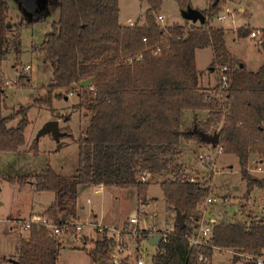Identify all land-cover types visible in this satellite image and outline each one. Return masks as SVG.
<instances>
[{
  "label": "trees",
  "instance_id": "16d2710c",
  "mask_svg": "<svg viewBox=\"0 0 264 264\" xmlns=\"http://www.w3.org/2000/svg\"><path fill=\"white\" fill-rule=\"evenodd\" d=\"M45 1L48 0H0V61L10 48L6 36L9 3H14L20 12L17 22L11 25L17 43L22 28L44 17ZM143 1L146 9L142 23L127 26L118 22L117 0H57L56 18L35 50L50 69L47 98L59 100L73 93L76 106L86 112L87 125L78 137V165L71 176L46 167L43 174L15 180H29L35 191L51 192L52 200L40 215L69 233L74 231L78 186L134 189L137 201L144 205L149 186L146 178L168 170L170 176L159 182V187L172 211L173 223L155 246L150 261L198 264L197 250L189 247L187 236L197 227L198 213L209 197L210 186L208 181L186 180L181 167L173 161L181 139L204 143L198 131L218 133L215 146L238 159L246 187L242 199L248 200L254 189H264V177L248 170L251 155L264 159V28L259 41L262 64L251 71L232 57L224 29L210 24L222 10L220 0H207L200 10L204 22L198 25L181 17L182 23L167 26H161L155 18L162 0ZM174 1L180 13L193 7L191 0ZM251 31L241 27L236 35L245 37ZM155 47L158 52L153 54ZM203 48L212 51L211 70L222 65L231 68L226 88H220L219 77L212 92L201 87L196 50ZM83 80L88 84L80 85ZM5 108V94L0 89V153H15L24 142L29 106L20 105L3 115ZM183 110L205 111L207 117L202 124L196 121L191 128L182 130ZM13 120L15 124L9 125ZM63 136L69 137V131H63ZM28 149L36 155L37 139ZM176 213L182 218V227L175 219ZM99 233V239L82 241L83 246L92 245L88 256L94 264H130L124 259L113 263V240L105 229ZM145 239L146 235L140 234L135 242ZM209 241L219 250L251 256L242 264H258L264 251V223L246 228L217 222ZM60 247L59 239L51 237L47 230L31 226L19 237L13 264H56ZM207 251L211 253L210 248Z\"/></svg>",
  "mask_w": 264,
  "mask_h": 264
},
{
  "label": "rangeland",
  "instance_id": "374dc122",
  "mask_svg": "<svg viewBox=\"0 0 264 264\" xmlns=\"http://www.w3.org/2000/svg\"><path fill=\"white\" fill-rule=\"evenodd\" d=\"M206 3L207 0H193L192 6L201 10L205 8ZM226 5L241 9L239 14L237 12V15H234V27L228 20L218 21L214 17L210 20L211 25L225 28L231 26L233 29L241 27L249 30L256 29L261 37V30L264 28V0H226ZM226 5L223 3V7ZM117 8L120 24L125 25L126 20L137 24L142 23L146 9L143 0H117ZM56 12L57 0L45 1L44 17L32 26L22 28L18 34L17 43H15L17 35L11 25L17 22L20 12L14 3H9V12L6 17L9 28L6 36L10 41V48L0 61V89L4 91L6 104L2 112L6 115L14 112L20 105H28L26 117L29 123L23 130L24 142L19 150L15 153H0V260L5 256L7 260L5 264H9V260L14 261L16 240L20 234L15 228L10 229L12 230L10 232L7 231L10 224L6 220L12 219L9 216L24 214L29 210L41 211L49 205L52 198V193L49 191H35L29 184V180L25 183H17L15 179L19 176H28L30 179L31 176L43 174L46 167L52 168L62 176L73 175L78 165V137L84 132L88 121L86 112L76 106V97L73 93L59 100L53 97L47 98L45 87L50 83V69L47 63L40 61L35 49L48 31L50 22L56 18ZM156 14L162 17V20L158 22L161 26L182 23L174 0H162ZM193 23L198 25L199 21ZM234 31L225 30L224 39L227 49L237 63L244 64L247 70L256 71L262 64L259 38H251L249 35L237 38ZM15 47L16 51L13 50ZM211 62L210 48L196 50V67L201 75L200 82L204 86L209 83L210 86L203 88L210 92L219 77L218 68L211 70ZM27 65L31 67V70L25 69ZM213 84L215 85L212 86ZM206 115L205 111L183 110L180 115L181 129L191 128L198 120L204 121ZM50 120H56L58 130L69 131L70 136H63L58 142H55L48 133L38 136V131ZM15 122L16 120H13L9 125H14ZM34 139H37L36 155H32L31 150L28 149ZM179 146L181 155L179 157L177 151L178 155L173 163L177 160L180 162L175 164H180L185 170L186 178L191 175L196 177V180L208 181L209 196L216 199L215 202L203 205L204 209H207L204 213L205 219L222 217L229 220V216L235 212L236 208L246 202L254 205L257 211L261 209V203L264 205V190L254 189L248 200L242 199L246 187L240 176V166L236 156L217 154V150L212 149L210 155L217 158L214 167H210L205 159L197 157L207 153L203 147H198L195 141L185 142L181 139ZM262 161L263 164H259V157L251 155L248 170L254 175L264 177V159ZM169 176L170 173L166 170L146 178L149 182L146 191V200L149 204L146 214L149 217L144 224L145 227L154 226L160 230H169L172 226L173 214L163 201L159 187V182ZM136 200L134 189L107 186L94 191V188L90 186L79 188L77 192L79 218L77 220L76 217L74 222L81 223V230L78 231L76 238L70 235L60 236L61 247L56 264H94L88 256L92 245H82V241L86 240L82 236L88 237V233L91 234L92 231L89 223L107 228L126 229L129 233L132 225L127 222V218L131 212L135 211ZM107 233L110 234L111 231ZM127 233L122 232L121 235V240L127 249L124 255H128L129 260H134L136 255L142 264H151L155 246L147 243L146 240L136 243L135 238L133 239ZM79 236L80 241L77 239ZM216 251L212 256L211 264H241L242 258L228 252L230 250L218 252L217 249Z\"/></svg>",
  "mask_w": 264,
  "mask_h": 264
},
{
  "label": "built area",
  "instance_id": "2783aa9c",
  "mask_svg": "<svg viewBox=\"0 0 264 264\" xmlns=\"http://www.w3.org/2000/svg\"><path fill=\"white\" fill-rule=\"evenodd\" d=\"M235 12L228 6H224L222 10L215 16V18L218 21H224L228 20L229 23L234 27L235 25ZM156 20L160 22L162 20V17L160 14H157L155 16ZM134 23L126 20L125 25L127 26H132ZM236 30V29H235ZM249 35L251 37H258L259 41L261 39L260 33L258 31L252 30ZM142 41H145L144 38L141 39ZM158 52V47H155V49L152 51L153 54H156ZM25 69H30V66H26ZM231 70L230 67L227 65H222L218 68V74L220 78V88H226L227 87V73ZM71 93H68L67 96H70ZM221 95V94H220ZM217 152L222 153L221 147H217ZM201 159H205V162L208 166L214 167L215 164V158L210 156L209 154L206 155H199ZM198 179V178H197ZM186 180H189L190 182L196 181V177L194 178L193 176H187ZM200 180V179H198ZM216 199L212 197H207L203 203L202 206L200 207V210L204 211L206 203L210 202H215ZM148 215L146 214V209L144 208V205L137 203L136 209L134 212L130 213L127 222L132 225V229L129 233H127L126 229H117L115 227H104V226H99L96 224H89L92 229H95L97 232H100L102 229H105L106 231L109 232L111 231L110 234H108L109 237L112 238L113 240V245L111 249V260L113 263H116L120 259L126 260L130 264H142L141 260L138 258H134V260H129L128 255H124V251L127 249L125 248L126 246L123 244V241L121 240V235L122 232H125L127 234H130L131 237L134 239L140 234L146 235V238L152 235H160L161 239L167 234L168 230L163 229L160 230L154 226L145 227L144 224L146 220H148ZM12 228L17 229L20 232L21 237H23L24 234L29 230L31 226H37V227H42L45 230L48 231L49 235L51 237H56L58 236L61 232L62 229L61 227L55 225L49 218L39 215V214H31L26 218H12L9 220H6ZM217 223L215 219L213 220H198L197 221V227L195 231L190 235L187 236V242H189V247L190 248H196L197 250V262L198 264H211L212 256L217 252L216 250L218 249L217 247H214L211 245L209 239L212 233V228L214 224ZM264 223V220H262L261 216H253L250 219H247L242 225H244L246 228L251 227L254 224H260ZM72 225L74 226V231L80 230L81 223L79 222H73ZM141 226V228L139 227ZM63 227H66V225H63ZM211 249V253L207 251V249ZM249 260L251 259V256L243 255L242 261L244 260ZM258 264H261L262 261L259 259L257 260Z\"/></svg>",
  "mask_w": 264,
  "mask_h": 264
},
{
  "label": "crops",
  "instance_id": "0c3cea01",
  "mask_svg": "<svg viewBox=\"0 0 264 264\" xmlns=\"http://www.w3.org/2000/svg\"><path fill=\"white\" fill-rule=\"evenodd\" d=\"M191 1H193V0H191ZM221 2H223L225 5H226V0H220ZM227 6V5H226ZM229 7V6H228ZM229 8H231V7H229ZM197 9V8H196ZM232 10H234V12H235V15H237V12H238V14H239V12H240V10L239 9H235V8H231ZM193 23V22H192ZM194 24V23H193ZM230 26V25H229ZM222 27V26H221ZM223 29H224V31L227 29V30H231V31H234L235 29H233V27H228V28H225V27H222ZM237 29V28H236ZM251 30H254V31H258V30H256V29H251ZM235 33H236V30L234 31ZM250 36V35H249ZM236 37H237V35H236ZM251 37V36H250ZM238 38V37H237ZM251 38H256V37H251ZM232 55V54H231ZM12 67H13V64L11 65ZM200 79H201V75H200ZM200 85H201V87L203 88V87H207V86H210V84L208 83L207 84V86H204V85H202L201 84V82H200ZM215 84H213L212 86H214ZM207 92H209L210 93V91L209 90H206ZM207 116V115H206ZM199 121V120H198ZM199 122H204V121H199ZM183 141H185V142H187V141H195V140H183ZM196 142V144L198 145V147H203L204 149V151L207 153V154H211L210 152H211V150L212 149H216L217 150V147L216 146H213L212 144H209V143H207V142H204V143H199V142H197V141H195ZM19 150V149H18ZM17 150V151H18ZM16 151V152H17ZM178 152H179V157H180V155H181V151H180V146L178 147V150H177ZM217 154H219L218 152H217ZM216 154V155H217ZM222 154V153H221ZM199 155H197V157H198ZM211 156V155H210ZM217 157L215 156V159H216ZM179 159V158H178ZM259 164H263V161L262 160H260L259 159ZM177 163H180L178 160H177ZM180 167H181V165L180 164H178ZM257 166V165H256ZM181 169L183 170V172H185V170L181 167ZM258 169H259V167H258ZM189 176H191V175H189ZM30 185H32L31 183H29ZM33 186V185H32ZM81 187H84V186H78L77 187V192H78V189L79 188H81ZM90 187H92V186H90ZM105 187H107V186H104V185H99V186H96V187H93L94 188V191H99L101 188H105ZM260 190V189H259ZM262 190H264V189H262ZM77 192H76V196H75V214H76V217H77V220H78V210H77V207H78V204H77ZM51 200H52V198H51ZM51 200H50V202H51ZM229 202V201H228ZM137 203H139L137 200H136V205H137ZM229 204H231L230 202H229ZM148 202H147V200H146V204H144V208L146 209V211H148L147 210V207H148ZM261 205V209L259 210V211H257V210H255V206L254 205H250L248 202H246V203H244L243 205H239V207H237L236 208V210H235V212L234 213H232L229 217H230V219L229 220H225V219H223L222 217H220L219 219H217V217H211V218H208V219H205V217H204V213H205V211H207V209H205L204 211H202V212H199L198 213V216H199V219L200 220H204V221H208V220H213V219H215L218 223H237V224H242V223H244L247 219H250V218H252L253 216H261L262 217V220H264V205L261 203L260 204ZM45 209V208H44ZM44 209H42L41 211H31V210H29V211H26V212H24V214H20V215H15V216H12V217H10L9 216V218H26V217H28L29 215H31V214H41L43 211H44ZM132 213V212H131ZM129 216V215H128ZM239 218H241V220H239ZM78 222V221H77ZM80 223V222H79ZM89 224H93V223H89ZM102 226V225H101ZM10 229H13L11 226H9V229L7 230V231H12V230H10ZM80 230H81V227H80ZM80 230H78V231H80ZM7 231L5 232V233H7ZM78 231H73L72 233H64L63 231L58 235V236H56V238H58L59 239V241H60V236H62V235H70V236H73V237H77V233H78ZM108 234V233H107ZM21 235L19 234V236H18V238H17V243H18V240H19V237H20ZM82 237H84V239H86L87 241H89V240H96V239H99L100 238V233L99 232H97L95 229H92V231H91V234L90 233H88V237H85L84 235L82 236ZM80 236H79V238H77V239H79V241H80ZM17 243H16V245H15V251H16V246H17ZM60 244H61V241H60ZM153 245V244H152ZM154 246H156V245H154ZM218 252H223V250L221 251V250H219L218 249ZM228 252H230V253H233L235 256H237L238 258L240 257V258H242L243 257V255H241V254H239V253H235V252H233V251H228ZM16 256V255H15ZM135 257H136V255H135ZM15 260V259H14ZM259 260L260 261H262V262H264V253L262 252V254H261V256L259 257ZM0 261H2L1 263L2 264H5V261H7L6 260V257L5 256H3L2 258H1V260ZM9 264H13V262L11 261V260H9ZM241 264H242V259H241Z\"/></svg>",
  "mask_w": 264,
  "mask_h": 264
},
{
  "label": "water",
  "instance_id": "95a60500",
  "mask_svg": "<svg viewBox=\"0 0 264 264\" xmlns=\"http://www.w3.org/2000/svg\"><path fill=\"white\" fill-rule=\"evenodd\" d=\"M180 16L186 20H191L192 22L199 21V23L204 22V14L196 9V8H187L185 11L180 13ZM88 84V80H83L80 82V85L85 86ZM65 98V97H64ZM49 134L50 137L55 141L58 142L59 137L63 135V132L59 131L57 128V121L56 120H50L46 122L43 127L38 131V136ZM199 136L204 140V142H207L209 144H212L215 146L217 144L219 139V134L216 133L214 135H208L203 132L198 131ZM59 146V144H58ZM175 219L180 227H182V218L178 213L175 214ZM146 242L149 244L157 245L159 241L161 240L160 235H152L147 237Z\"/></svg>",
  "mask_w": 264,
  "mask_h": 264
}]
</instances>
